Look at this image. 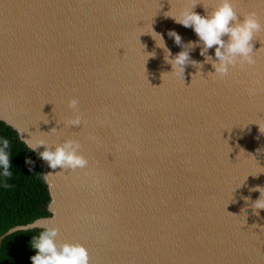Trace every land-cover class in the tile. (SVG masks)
Here are the masks:
<instances>
[{
  "label": "water",
  "instance_id": "1",
  "mask_svg": "<svg viewBox=\"0 0 264 264\" xmlns=\"http://www.w3.org/2000/svg\"><path fill=\"white\" fill-rule=\"evenodd\" d=\"M193 3L214 7L0 0V118L22 138L81 142L86 169L45 163L53 215L36 221L58 223L61 239L88 248L90 264H264V210L256 215L245 199L264 186V32L254 65L224 79L211 64L189 65L184 79L153 36L173 56L181 47L169 30L196 41L169 17ZM237 9L264 19L261 0H237ZM191 56L204 59L199 48ZM74 96L85 122L71 127Z\"/></svg>",
  "mask_w": 264,
  "mask_h": 264
},
{
  "label": "clouds",
  "instance_id": "2",
  "mask_svg": "<svg viewBox=\"0 0 264 264\" xmlns=\"http://www.w3.org/2000/svg\"><path fill=\"white\" fill-rule=\"evenodd\" d=\"M261 2L264 3V0ZM198 5L203 6L204 14L195 11ZM169 17H173L178 24L191 28L198 37L196 41L184 42L177 31L169 30L168 36L181 47V51L173 56L163 35L155 32L158 34L157 38L151 34L157 46L164 50L165 61L172 66L170 73L183 74L185 79L187 66L191 65L201 71L205 64H211L214 71L208 73L224 79L237 65L256 63L255 41L257 34L264 32V19L254 10L241 15L237 9V0H214L211 11L202 3H193L178 16ZM196 48H199L200 56L204 57L203 61L192 58L191 53ZM213 48L214 56L210 53ZM79 104V98L75 96L68 102V107L75 113L67 121L71 127L81 126L85 122L83 114L79 112ZM23 143L52 170L86 169L90 163L82 150L81 142L76 138L68 137L62 142L50 144L44 138L26 139L23 136ZM41 146L43 151H40ZM25 163L30 170L35 166V161L30 157L26 158ZM11 167L10 140L0 136V179L4 181V188L11 187L7 182L13 176ZM46 176L47 174L45 178ZM252 191H258L259 197L253 200L248 196L245 199L255 214L259 215L260 210H264V186L257 185ZM34 226L40 228V231L30 241V247L35 250V255L31 257L32 264H90L88 248L79 241L61 239V227L58 223L36 221Z\"/></svg>",
  "mask_w": 264,
  "mask_h": 264
},
{
  "label": "trees",
  "instance_id": "3",
  "mask_svg": "<svg viewBox=\"0 0 264 264\" xmlns=\"http://www.w3.org/2000/svg\"><path fill=\"white\" fill-rule=\"evenodd\" d=\"M0 136L10 140L11 171L9 188L0 179V239L10 229L27 225L39 218L50 217L52 196L45 178V162L31 152L23 143L20 132L0 118ZM27 157L35 161L32 170L25 163ZM40 228L18 230L7 235L0 245V264H32L35 250L30 247L33 235Z\"/></svg>",
  "mask_w": 264,
  "mask_h": 264
}]
</instances>
